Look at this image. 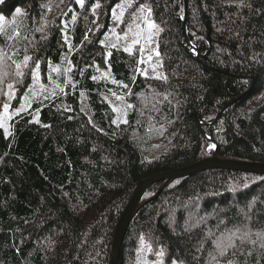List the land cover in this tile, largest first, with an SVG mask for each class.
I'll return each mask as SVG.
<instances>
[{
  "label": "trees",
  "instance_id": "trees-1",
  "mask_svg": "<svg viewBox=\"0 0 264 264\" xmlns=\"http://www.w3.org/2000/svg\"><path fill=\"white\" fill-rule=\"evenodd\" d=\"M124 1L0 3V17L19 16L0 31V69H13L0 83L20 84L15 105L33 74L49 85L9 135L0 126V264H111L142 180L216 151L264 164V0H128L161 29L163 78L144 74L138 49L102 44ZM113 93L131 104L125 123ZM157 126L165 151L146 158L137 135ZM120 264H264V176L215 169L153 184Z\"/></svg>",
  "mask_w": 264,
  "mask_h": 264
},
{
  "label": "rangeland",
  "instance_id": "rangeland-1",
  "mask_svg": "<svg viewBox=\"0 0 264 264\" xmlns=\"http://www.w3.org/2000/svg\"><path fill=\"white\" fill-rule=\"evenodd\" d=\"M2 1L3 0H0V3ZM130 8L131 3L128 0H125L115 7L110 29L105 35L102 44L109 50L117 46L123 47L129 52H134L136 51L135 49H138L141 55L140 61L145 63L144 74L150 77L163 78L165 76L163 70L153 63V58L158 55L156 42L161 34V29L154 21L148 18V13L146 11L141 9L137 13L129 14L128 11ZM18 17L19 16L16 14L7 19L2 17L3 19H0V31L4 29L6 24H8V26L16 24ZM4 21L6 24L3 26L5 23ZM64 70L67 72L68 67H64ZM12 72V67L8 65V63H5L0 69V77L3 76L7 78L10 75L12 77ZM54 72L57 73V70L55 69ZM41 80V75L38 73H35V75L33 74V81L25 89L24 95L18 100L16 105L14 104V98L18 93V85L20 84L11 83L9 80L6 81V83L1 81L0 99L2 101L0 100V126L5 128L8 135L11 133L13 118L29 110L34 100L42 94V91L45 93L49 90V85H44ZM56 83L54 79H50L49 84ZM107 98L116 112V123H125L131 104L122 96L114 93L107 96ZM5 105H7V108H5ZM164 131V127L157 126L151 129L147 134L137 135L140 142L138 147L142 155L146 158H153L161 155L165 151L166 143L162 136ZM147 135L152 136L153 139L146 142ZM161 258L162 251H159L156 255V259L159 260Z\"/></svg>",
  "mask_w": 264,
  "mask_h": 264
},
{
  "label": "water",
  "instance_id": "water-1",
  "mask_svg": "<svg viewBox=\"0 0 264 264\" xmlns=\"http://www.w3.org/2000/svg\"><path fill=\"white\" fill-rule=\"evenodd\" d=\"M215 169L229 170V171L264 176V164L222 159L218 156V153L216 151L214 156L211 158H207L205 160L196 162L190 166L181 169H177L169 172H163L151 178L142 180L138 184L131 200L129 201L127 207L125 208L119 220L114 237L111 264H120V253L125 238V234L127 232V229L129 227L134 212L143 203L144 194L146 193V191L150 186L159 182L178 180L185 177L193 176L200 172L215 170Z\"/></svg>",
  "mask_w": 264,
  "mask_h": 264
},
{
  "label": "snow or ice",
  "instance_id": "snow-or-ice-1",
  "mask_svg": "<svg viewBox=\"0 0 264 264\" xmlns=\"http://www.w3.org/2000/svg\"><path fill=\"white\" fill-rule=\"evenodd\" d=\"M78 2L83 3V0H78ZM21 10L19 8L16 9V12L19 13ZM0 19H3L0 17ZM154 26V25H153ZM27 59V58H26ZM35 75V74H34ZM5 108H7V105H5ZM212 148H215V145H211Z\"/></svg>",
  "mask_w": 264,
  "mask_h": 264
}]
</instances>
